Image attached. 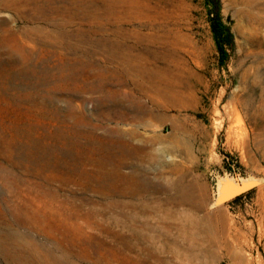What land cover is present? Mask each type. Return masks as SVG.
<instances>
[{
  "label": "rangeland",
  "instance_id": "1",
  "mask_svg": "<svg viewBox=\"0 0 264 264\" xmlns=\"http://www.w3.org/2000/svg\"><path fill=\"white\" fill-rule=\"evenodd\" d=\"M250 1L0 0V264L148 263L132 231L182 241L184 212L230 226L237 257L207 264H264V0ZM180 182L205 209L168 202Z\"/></svg>",
  "mask_w": 264,
  "mask_h": 264
},
{
  "label": "bare ground",
  "instance_id": "2",
  "mask_svg": "<svg viewBox=\"0 0 264 264\" xmlns=\"http://www.w3.org/2000/svg\"><path fill=\"white\" fill-rule=\"evenodd\" d=\"M244 2L247 6H252V1L244 0ZM248 78H252L254 85L257 84L259 79L256 69L253 72L245 71L243 76L244 82ZM163 152L165 153V150ZM176 186L180 187L181 192L176 197H169L167 199L169 203L189 205L192 210L196 209V211H198L197 209L203 210L206 208L204 207L205 203L198 202L186 194V186H184L183 182H180ZM176 219L181 221V225H178L177 230L182 236V241L171 237L169 231L171 225L168 224L161 226V228L158 226L159 229H155L148 223L141 224L143 230L152 231L159 236H164L163 243H159L154 236L146 237L140 235L137 231H132L131 238L126 244L127 249L136 256L144 255L146 257L144 261L148 262L142 263L140 260H136L134 264H153V262L157 264H196V262L207 264L208 259L212 260L219 257L222 251L229 258L237 257L238 248L236 249L234 242L233 245L228 242V238L230 239V226L228 223H224V225L215 229L211 224L205 225L204 219L186 214L185 212L176 217ZM166 255L172 256L175 261L167 259Z\"/></svg>",
  "mask_w": 264,
  "mask_h": 264
},
{
  "label": "water",
  "instance_id": "3",
  "mask_svg": "<svg viewBox=\"0 0 264 264\" xmlns=\"http://www.w3.org/2000/svg\"><path fill=\"white\" fill-rule=\"evenodd\" d=\"M248 188H250L249 184H241L240 186L230 185L219 197V202L223 203L230 200L231 198L239 196Z\"/></svg>",
  "mask_w": 264,
  "mask_h": 264
}]
</instances>
